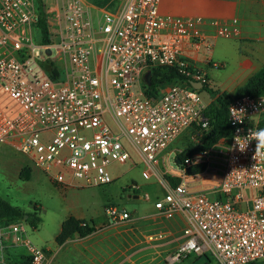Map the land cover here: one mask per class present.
<instances>
[{"label":"built area","instance_id":"1","mask_svg":"<svg viewBox=\"0 0 264 264\" xmlns=\"http://www.w3.org/2000/svg\"><path fill=\"white\" fill-rule=\"evenodd\" d=\"M120 1L109 11L60 0L43 43L35 0H0V144L64 188L110 184L109 167L130 160L134 150L142 176L164 189L154 207L185 219L172 260L195 254L212 255L216 264H264V128L258 125L264 93L229 100L230 138L180 164L168 152L188 128L205 126L204 66L214 38L237 36L239 20L164 15L160 0ZM157 66L174 67L183 80L148 93L145 75ZM165 156L175 167L161 172ZM214 158L221 164L217 180L195 179ZM200 163H206L201 173H187ZM105 213L112 224L131 219L114 204ZM54 257L30 242L24 221L0 224V264H52Z\"/></svg>","mask_w":264,"mask_h":264},{"label":"rangeland","instance_id":"2","mask_svg":"<svg viewBox=\"0 0 264 264\" xmlns=\"http://www.w3.org/2000/svg\"><path fill=\"white\" fill-rule=\"evenodd\" d=\"M44 10L47 14L50 35L52 36L51 22L53 15L50 13L51 7L48 0L44 2ZM249 4L243 5L248 9ZM248 10L249 16H258L264 19V12H258L256 6ZM218 39V40H217ZM213 40V49L210 54V62H206L204 69L209 79V88L201 91L204 101H210L212 96L208 90L218 91L228 96H234V92H225L217 89H223L217 83L220 80H229V74L234 70V58L238 51L231 43V46L223 47V40H230L225 37H218ZM214 42H218L214 44ZM202 54L200 55V57ZM224 58V62H222ZM217 64V66L213 65ZM200 64V63H199ZM195 140V134L192 129L186 130L169 147L168 152L172 159L182 150L189 141ZM131 159L125 163H113L109 170L114 176L113 182L99 187L89 188H64L52 180L43 171L32 166L26 156L15 151L9 145L0 144V199L6 201L14 207L19 208L20 212L27 215L34 213L40 218L36 226H32L27 218L20 219L24 221L27 230V238L30 242L39 248H47L49 252L57 251L58 244L54 238L60 230L62 221L70 215H79L86 220L94 218L95 222L103 220L106 216L105 207L114 204L127 209L131 214H141L152 206L155 199H159L164 194L163 187L158 183L155 177L145 179L142 176L144 163L140 155L130 150ZM168 162L166 156L159 159V168L164 172L165 168L175 167V164ZM135 163V165H133ZM22 168H30V176L23 179L19 176ZM220 160L214 158L211 161L208 171L196 176L195 179L208 178L209 181L217 180L220 173ZM69 178V177H68ZM193 177L188 180L193 181ZM136 184V188H132ZM196 184L194 181L190 184L193 189ZM256 193V191H255ZM254 194V193H252ZM28 217V215H27ZM174 254V252H173ZM172 254V255H173ZM211 263L216 264V260L209 255ZM204 257L198 258L195 254H190L177 264H206ZM57 259L53 264H56ZM174 264V263H173Z\"/></svg>","mask_w":264,"mask_h":264},{"label":"crops","instance_id":"3","mask_svg":"<svg viewBox=\"0 0 264 264\" xmlns=\"http://www.w3.org/2000/svg\"><path fill=\"white\" fill-rule=\"evenodd\" d=\"M83 1L92 10L115 11L121 4L120 0ZM35 2L38 6L36 0ZM59 2L60 0H48L53 17ZM246 4L250 6L248 9L243 8ZM254 6L258 8V12H264V0H160L159 10L164 15L202 16L221 21L232 18L239 20V34L228 38L230 40H223L222 44L225 47L233 43L237 48L238 52L233 55L234 70L229 74V80H220L217 83L223 88L217 87L218 90L235 92L252 74L264 67V19L249 16L248 10L254 11ZM216 43L218 42H214ZM206 182L208 181L203 183ZM198 185L199 183L196 186ZM156 200L158 199L153 201L150 209L141 214H131L130 220L120 224L109 223L107 216L98 222H95L94 218L87 220L95 226V230L85 236L75 233L63 244L58 245L57 251H54L53 263L56 259V264H177L181 262L182 260H172L170 257L184 239L185 219L181 214L166 216L160 213L154 207ZM73 216L86 220L79 215Z\"/></svg>","mask_w":264,"mask_h":264},{"label":"trees","instance_id":"4","mask_svg":"<svg viewBox=\"0 0 264 264\" xmlns=\"http://www.w3.org/2000/svg\"><path fill=\"white\" fill-rule=\"evenodd\" d=\"M38 3V18L36 26L40 32V39L43 43L49 42V25L47 22V14L44 10V3L42 0H36ZM151 72V84L148 87V93H157V88L170 82L171 80L182 81L183 77L178 73L174 67L157 66L150 69ZM207 89V88H205ZM211 101L208 103L204 110L206 117V124L202 126L193 125L188 129H192L195 134V140L187 142L182 150L177 153L181 162H184L188 157L207 149L219 138H230L233 133V126L231 125L227 105L232 97H240L245 95L256 96L264 93V67L260 68L254 74H252L245 84L238 88L234 92V96H228L224 93H218L211 88L208 90ZM259 127L264 128V118L260 119ZM187 129V130H188ZM206 168V163H200L188 168V174L201 173ZM30 168H22L19 172V176L23 179H28L30 176ZM173 184L178 182L177 178L169 177ZM27 221L32 226H36V223L40 220L34 213L27 214ZM24 213L20 212L19 208L12 206L6 201L0 199V224L9 223L12 221L23 219ZM95 230V226L90 224L89 221L76 218L73 215L66 217L60 226L58 234L54 240L58 245L63 244L69 237L77 233L79 236H85ZM204 257V263H211L208 255L198 256V258Z\"/></svg>","mask_w":264,"mask_h":264},{"label":"water","instance_id":"5","mask_svg":"<svg viewBox=\"0 0 264 264\" xmlns=\"http://www.w3.org/2000/svg\"><path fill=\"white\" fill-rule=\"evenodd\" d=\"M47 52H48V51H47ZM145 79H146L147 84H151V73H150V72H147V73H146V75H145ZM191 85H192L193 87H195V88H198V89L202 87V85H201L200 82H194V81H192V82H191ZM174 162H175L176 164H180V163H181V160H180V158H179L177 155L174 156ZM24 218H27V215H25Z\"/></svg>","mask_w":264,"mask_h":264},{"label":"clouds","instance_id":"6","mask_svg":"<svg viewBox=\"0 0 264 264\" xmlns=\"http://www.w3.org/2000/svg\"><path fill=\"white\" fill-rule=\"evenodd\" d=\"M260 139L261 141H264V135H261Z\"/></svg>","mask_w":264,"mask_h":264}]
</instances>
